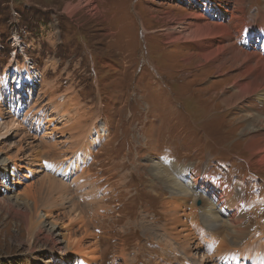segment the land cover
Masks as SVG:
<instances>
[{
    "label": "rangeland",
    "instance_id": "obj_1",
    "mask_svg": "<svg viewBox=\"0 0 264 264\" xmlns=\"http://www.w3.org/2000/svg\"><path fill=\"white\" fill-rule=\"evenodd\" d=\"M235 4V0H92L95 10L87 11L78 0H0V123L18 121L27 135L25 149L39 145L42 158L36 172L21 167L16 178L21 184L15 181V190L22 191L44 175L64 180L69 204L65 210L58 207L50 219L66 220L67 210L77 209L84 222L63 226L62 231L67 235L78 230L79 236L83 227H89L94 236L85 239L99 244L97 264H191L180 251L181 241L158 230L169 219L167 209L176 206L166 204L173 188L149 170L154 161L205 166L227 185L238 187L243 204L261 195L264 167L257 157L248 162L247 137L241 135L243 106L221 102L223 90L240 79L236 67L225 63L219 73L216 61L204 62L197 55L195 43L170 42L166 36L188 14L222 16ZM68 5L72 13L65 10ZM257 10H264V0H248V16ZM189 54L193 56L187 62ZM14 61L26 64L33 79L36 76L33 87L24 84L18 90L5 84L10 79L4 69ZM68 88L86 109V113L80 109L86 121L78 123L94 124L108 136L72 174L61 170L76 162L68 144L73 147L77 129L64 127L68 135L56 131L70 111L63 106L56 110ZM16 139L5 137L0 144L13 146ZM44 161L59 162L60 170L49 169ZM89 176L95 184L86 182ZM4 177L0 175V183ZM251 178L259 186L254 181L249 185ZM8 188L0 184V199L7 197ZM88 193L94 194L90 198ZM262 206L258 202L250 210L249 233L260 231ZM149 223L158 227L153 230ZM25 239L23 223L0 210V264H63L61 257L54 261L51 257L59 252L38 241L30 243L29 251Z\"/></svg>",
    "mask_w": 264,
    "mask_h": 264
},
{
    "label": "bare ground",
    "instance_id": "obj_2",
    "mask_svg": "<svg viewBox=\"0 0 264 264\" xmlns=\"http://www.w3.org/2000/svg\"><path fill=\"white\" fill-rule=\"evenodd\" d=\"M208 1L217 2V0ZM235 1L234 9L231 8L232 6H227L222 16L220 12L217 15L206 13L207 18L201 14L186 15L185 19H182L183 23L181 25L176 23L173 31L166 36L170 42L172 40V42L195 43L196 49L199 50L197 55L204 62L216 61V70L219 73L225 63L230 62L236 67L235 70L238 71L240 79L233 81L223 90L221 102L226 106L233 104L243 106L244 113L240 116L243 119L241 135L247 137L245 149L251 155L249 159L247 158L248 162L257 157L258 163L264 167V10H257L256 14L248 16L246 13L248 0ZM81 2L83 6H88L87 11L95 10L91 5L92 0H78V3ZM65 10H70L72 13L73 8L68 5ZM202 10L207 12L205 8ZM67 14L70 16L69 13ZM213 18L221 19L220 23H214ZM192 56L193 54H189L184 60L189 62ZM4 70L6 79H12L18 90L22 89L24 84L33 87L34 82L37 83L36 76L33 79L32 72L26 64L19 66L18 62L14 61V63H9ZM242 77L246 79L243 80ZM65 92L69 93L63 94L56 110H60L63 106L66 111L69 109L70 111L56 131L59 130L64 134V127L77 129L73 147L68 144L71 152L74 151L76 162L71 164L70 169L61 170V173L70 171L72 174L75 168H82L83 160H86L93 148H97L103 140H107L108 136L95 130L94 124L78 123L80 119L86 121V117L81 115L82 111L86 113V109L83 110L84 104L77 93L70 88ZM66 99L69 103H66L68 102ZM23 132L25 131H22V126L16 120L9 119L0 123V142L5 137L17 136L13 146L7 143L0 144V175L5 174L3 178L5 180L0 184L7 185L10 190L5 199H0V210L23 223L26 232L25 242L29 249L31 242L38 241L46 245L48 250L60 253H51L53 261L61 257L58 260L63 264H97L99 244L97 241L89 242L85 239L86 237L92 238L93 234L88 229L89 227H83L80 237L75 234L78 230L70 231L71 233L68 232L67 235L62 231L63 226H71L76 221L80 224L84 222V217L77 209L70 207L65 214V217L67 215L66 220L56 217L53 220L50 219L52 212L54 213L58 207L60 209L64 207L65 210L66 203H68L69 190L64 180H56L44 175L36 182L28 183L22 191L15 190L14 186L21 184L16 181V178L23 168H26L28 173L36 172L35 165L40 163V159L42 161V158L39 159L41 154L39 145L36 148L29 146V143L33 142L30 140L31 142L27 143L29 144L27 150L30 151L25 149L23 140L27 139V135ZM65 134L68 135V132ZM51 146L54 145L51 143ZM24 153L26 157L23 156ZM43 164L49 169L54 168V171L55 169L60 170V163L57 161H44ZM248 164L250 166V163ZM10 167L12 170L7 174ZM149 170L167 188H173L169 195L171 201H166V204L169 206L172 202L176 207L167 209L166 215L169 219L161 224L158 230L167 232L176 240L181 241L180 251L186 261H190L191 264H264V215L257 216H260L262 220H257V224L263 222L260 224L259 233H249L248 217L252 206L258 202L263 205L261 209L264 213L263 187H259L261 195H256L251 198L250 202L243 204L238 187L227 185L219 178V175L205 166L196 169L192 164L154 161ZM83 175H86L85 172ZM256 177L260 179L258 174ZM260 180L264 182V179ZM15 181L16 184H14ZM88 181H93L95 184L90 176L86 182ZM253 181L257 183L256 179L251 178L248 184L250 185ZM80 183L83 182L80 181ZM257 184L259 186V183ZM244 185L247 183L244 182ZM75 187L81 188L79 182H75ZM93 194L88 193L86 197L91 198ZM197 199L202 201L199 206L195 203ZM92 200L94 201L95 198ZM47 223L51 225V229H46ZM56 226L59 228H54ZM148 226L153 230L158 227L150 223ZM60 234L63 235L59 239ZM156 235L164 238L159 233ZM165 239L168 241V238ZM65 242L66 250L63 248L65 251L61 252ZM73 257L75 261L72 260Z\"/></svg>",
    "mask_w": 264,
    "mask_h": 264
},
{
    "label": "crops",
    "instance_id": "obj_3",
    "mask_svg": "<svg viewBox=\"0 0 264 264\" xmlns=\"http://www.w3.org/2000/svg\"><path fill=\"white\" fill-rule=\"evenodd\" d=\"M53 69V68H52ZM51 72H55L54 70H51ZM63 72V71H62Z\"/></svg>",
    "mask_w": 264,
    "mask_h": 264
}]
</instances>
